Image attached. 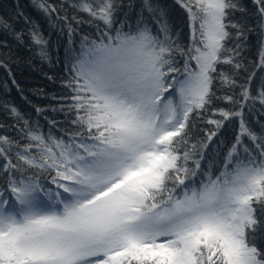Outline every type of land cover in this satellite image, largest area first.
Listing matches in <instances>:
<instances>
[{"label": "snow or ice", "instance_id": "6c2138e0", "mask_svg": "<svg viewBox=\"0 0 264 264\" xmlns=\"http://www.w3.org/2000/svg\"><path fill=\"white\" fill-rule=\"evenodd\" d=\"M32 2L67 36L68 95L36 111L64 114L69 128L45 133L3 105L15 135L0 134V264H264V125L245 119L257 103L264 108V85L253 95L255 72L239 79L250 33H259L264 70V0H252L251 14L243 0H176L187 44L155 0H142L133 15L123 0ZM16 16L30 25L33 55L51 62L50 38ZM92 22L98 34L77 43L73 23ZM0 26L24 43L9 19L0 16ZM221 101L228 107H214ZM233 119V142L202 169ZM201 121L213 129L193 140Z\"/></svg>", "mask_w": 264, "mask_h": 264}, {"label": "trees", "instance_id": "16d2710c", "mask_svg": "<svg viewBox=\"0 0 264 264\" xmlns=\"http://www.w3.org/2000/svg\"><path fill=\"white\" fill-rule=\"evenodd\" d=\"M54 2L59 4L60 0H54ZM155 2L166 11L168 21L173 30L180 33L181 42L187 44L188 26L187 15L184 10L176 3V0H155ZM123 3L125 8L122 11L125 12L129 11L127 8L129 3L133 5L129 15L138 13L141 10L142 0H123ZM243 3L250 14L254 12L252 0H243ZM17 11L23 12L25 17L38 24L45 37L50 38L49 53L51 62H41L33 55L35 49L32 48L30 50L27 39V30L30 25L25 24L23 19L16 16ZM63 13H66L70 18L75 15L77 19H83L84 21L89 19L86 14L75 13L71 8H65ZM0 16L9 19V23L15 31L23 30L25 34L24 43L19 44L16 42L12 30L4 29L3 26H0V61L5 65L0 67V123L5 125L4 129H0V134L15 135L7 127L15 123L14 120L9 118L3 108V105L7 103L14 105L30 122H38L45 133L51 130L55 135H60L69 128L64 114L52 111L37 113L36 109L58 108L60 106L58 100H54L52 97L60 98L68 95L67 90L61 86L63 81L67 79V68L65 67L67 61L64 56L67 47L66 34L54 29L50 25L48 18L35 7L32 0H0ZM237 18H239V14H237ZM120 19H123V16ZM248 22L254 25L255 16L249 15ZM95 23H83L79 26L73 23V27H77V34L74 40L78 43L79 37L82 35H89L94 38L98 34L94 26ZM259 50V33L248 34L246 46L242 52L246 71L240 74L239 79L243 83L255 72L249 85L253 95H256L258 89L264 85V70L258 67ZM49 77L52 79H49ZM13 79L15 84L12 82ZM222 94L221 92L217 93V95ZM232 94L238 97L239 90L237 89ZM214 107L225 108L228 106L221 101L217 102ZM261 113H264V108H261L259 103L255 105L251 112L245 111V119L250 127L258 130L261 125H264V116ZM52 120L58 121L56 128H52L49 123ZM205 128L212 130L213 126H206L202 121L197 122L196 129L192 133L193 140L202 139ZM238 129V119L225 123L224 127L220 129L218 136L213 139L205 151V159L201 162L202 169H206L209 164L219 163L233 142ZM191 167L192 165L190 164ZM41 179L47 183L49 178L45 175ZM49 186L54 188V185Z\"/></svg>", "mask_w": 264, "mask_h": 264}]
</instances>
